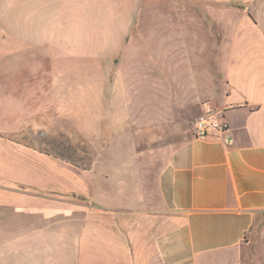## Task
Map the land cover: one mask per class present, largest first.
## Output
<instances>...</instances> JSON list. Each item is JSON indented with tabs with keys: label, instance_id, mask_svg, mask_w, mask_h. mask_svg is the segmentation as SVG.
<instances>
[{
	"label": "crops",
	"instance_id": "1",
	"mask_svg": "<svg viewBox=\"0 0 264 264\" xmlns=\"http://www.w3.org/2000/svg\"><path fill=\"white\" fill-rule=\"evenodd\" d=\"M104 2L6 5L0 116L8 128L24 127L26 81L54 74L58 39L67 48L68 18L87 38L89 18L105 16ZM227 11L208 13L218 21ZM179 22L180 40L162 47L159 83L146 84L150 99L130 98L122 110L129 142L145 147L120 158L108 176L111 187L98 186L96 203L73 202L71 172L58 197L50 186L56 172L24 165L36 155L56 159L22 153L21 164L9 170L0 153V264H249L252 246L264 245V31L241 26L244 35L224 40L223 57L197 12ZM250 33L262 35L255 40ZM192 108L195 114L215 108L229 131L196 140L187 126H177L178 113ZM2 143L10 145L0 137V150Z\"/></svg>",
	"mask_w": 264,
	"mask_h": 264
},
{
	"label": "rangeland",
	"instance_id": "2",
	"mask_svg": "<svg viewBox=\"0 0 264 264\" xmlns=\"http://www.w3.org/2000/svg\"><path fill=\"white\" fill-rule=\"evenodd\" d=\"M104 3L105 16L89 18L87 38L83 33L81 39V34L74 30L73 19L68 18L67 48L62 49L64 42L58 39L51 78L42 71L38 82L26 81L24 127L12 130L0 116V137L10 142L1 144L0 153L8 158L9 170L21 164L22 153H40L39 148L51 150L54 146L67 149L69 162L48 155L56 159L55 164L36 155L24 165L41 174L56 172L50 186L57 189L58 197L64 195L60 190L71 172L74 203H96L98 186L104 190L111 187L108 176L113 174L120 158L122 161L130 152L144 149L143 143L136 146L129 142L130 122L122 110H126L130 98L134 104L150 99L145 96L149 93L145 87L147 83H159L156 78L164 70L160 64L163 45L180 40L179 16L191 11L199 14L210 28L209 40L218 46L217 56L225 57L229 51L223 48L227 36L231 40L244 35L237 32L241 26L264 31V0H105ZM7 4L15 5V0H5V7L0 0V26ZM219 8L230 11L221 12L223 16L215 21L208 12H217ZM262 34L248 35L256 40ZM194 111L178 113L177 126L192 130V123L202 115ZM11 141L21 145H11ZM252 249L254 256L249 264H264V245L255 243Z\"/></svg>",
	"mask_w": 264,
	"mask_h": 264
},
{
	"label": "built area",
	"instance_id": "3",
	"mask_svg": "<svg viewBox=\"0 0 264 264\" xmlns=\"http://www.w3.org/2000/svg\"><path fill=\"white\" fill-rule=\"evenodd\" d=\"M230 129L222 113L207 109L192 123V132L196 140L207 141L213 137L220 138Z\"/></svg>",
	"mask_w": 264,
	"mask_h": 264
},
{
	"label": "trees",
	"instance_id": "4",
	"mask_svg": "<svg viewBox=\"0 0 264 264\" xmlns=\"http://www.w3.org/2000/svg\"><path fill=\"white\" fill-rule=\"evenodd\" d=\"M243 9V8H242ZM38 151L42 154L51 155L56 159L69 162L70 158L68 157L67 149L64 146H54L51 148V150H43L41 148L38 149ZM87 166H84V169Z\"/></svg>",
	"mask_w": 264,
	"mask_h": 264
}]
</instances>
